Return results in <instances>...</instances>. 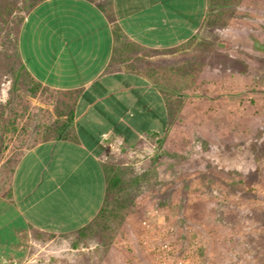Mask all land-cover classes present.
<instances>
[{
    "label": "rangeland",
    "instance_id": "374dc122",
    "mask_svg": "<svg viewBox=\"0 0 264 264\" xmlns=\"http://www.w3.org/2000/svg\"><path fill=\"white\" fill-rule=\"evenodd\" d=\"M29 1L0 0V176L2 127L50 97L16 58ZM205 1L197 37L154 58L165 133L106 155L105 226L43 234L26 264H264V0Z\"/></svg>",
    "mask_w": 264,
    "mask_h": 264
},
{
    "label": "crops",
    "instance_id": "0c3cea01",
    "mask_svg": "<svg viewBox=\"0 0 264 264\" xmlns=\"http://www.w3.org/2000/svg\"><path fill=\"white\" fill-rule=\"evenodd\" d=\"M185 2L44 0L28 10L16 58L50 97L2 127L13 151L0 176V264H26L43 234H77L91 223L105 203L115 143L163 136L157 85L164 89L168 70L156 78L154 58L195 39L205 20L207 1ZM139 115L147 124L134 128Z\"/></svg>",
    "mask_w": 264,
    "mask_h": 264
},
{
    "label": "trees",
    "instance_id": "16d2710c",
    "mask_svg": "<svg viewBox=\"0 0 264 264\" xmlns=\"http://www.w3.org/2000/svg\"><path fill=\"white\" fill-rule=\"evenodd\" d=\"M44 0H30L28 3H27V8L28 9H31L32 7H34L36 4L42 2ZM119 183V179L117 177H114L111 179V183L109 185V187H107V190H106V195L108 194V192H111V189L112 187H116V185ZM108 196V195H107ZM107 198V197H106ZM105 198V200H106ZM105 205H103V207L101 208V210L97 213L96 217L91 221V223H89L86 227H84L83 229H81L77 235H78V238L79 240L85 238L87 236V232L91 231V228H89V226H93L94 224L96 226H99L100 224L105 226L104 225V220L105 219V215H106V209L104 207ZM102 226V227H103Z\"/></svg>",
    "mask_w": 264,
    "mask_h": 264
}]
</instances>
